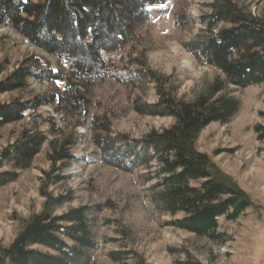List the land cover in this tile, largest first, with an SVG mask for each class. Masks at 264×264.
Wrapping results in <instances>:
<instances>
[{
  "label": "rangeland",
  "instance_id": "1",
  "mask_svg": "<svg viewBox=\"0 0 264 264\" xmlns=\"http://www.w3.org/2000/svg\"><path fill=\"white\" fill-rule=\"evenodd\" d=\"M215 1L167 0L147 6L149 20L135 39L103 53L109 76L90 90L86 114L66 117L42 105L26 111L23 120L0 127V155L24 131L45 137L30 166L19 172L16 181L0 187V252L32 216L45 211L48 200L59 199L52 202L53 216L90 209L89 227L96 242L88 252L91 264H264V140L256 130L264 128V84L244 89L224 85L221 94L235 99L238 110L225 123H210L195 139V149L209 156L216 174L236 185L252 204L234 221L220 218L211 237L167 225L181 220L184 213H167L158 203L163 189L154 176L157 164L124 171L105 162L90 125L98 119L95 126L106 124L111 137L137 140L175 123L171 117L137 113V107L158 102V91L183 102L210 95L223 75L199 64L185 45L204 32L200 19ZM232 1L254 15L264 14V0ZM31 46L12 29L0 27V83L37 58L67 73L66 64ZM63 87L61 81L50 85L29 77L24 88L0 93V104L33 101L50 90L61 93ZM98 130L96 134L105 133ZM11 169L3 163L0 171ZM31 248L54 254L42 246ZM0 264L10 263L0 257Z\"/></svg>",
  "mask_w": 264,
  "mask_h": 264
},
{
  "label": "trees",
  "instance_id": "2",
  "mask_svg": "<svg viewBox=\"0 0 264 264\" xmlns=\"http://www.w3.org/2000/svg\"><path fill=\"white\" fill-rule=\"evenodd\" d=\"M166 1L0 0V27L12 29L56 62L67 65L64 74L37 58L32 66L26 62L0 83L1 94L24 88L29 77L40 83L64 84L61 93L50 90L33 101L0 104V127L23 120L26 111L42 105L52 106L66 117L86 114L90 90L109 76L103 53L131 43L149 20L147 6ZM200 23L204 32L185 48L199 64L214 67L223 75V81L211 88L210 95L183 102L158 91V102L137 107V113L171 117L175 123L137 140L125 142L111 137L106 124L95 126L98 119L91 120L90 125L105 162L124 171L157 164L154 176L157 187L163 189L158 203L167 213H184L181 220L167 225L198 237H211L220 218L234 221L252 204L236 185L216 174L209 156L198 152L194 142L203 128L212 122H227L238 110L235 99L221 94L224 85L244 89L264 84V14L254 15L232 0H216ZM98 129L105 133L96 134ZM256 130L264 140V128ZM44 142L42 134L24 131L1 152L0 168L8 163L12 169L0 171V187L17 180ZM62 157L70 159L68 155ZM48 201L45 211L32 216L12 244L0 252L1 259L10 264H91L88 252L96 248V242L89 227L90 209L81 207L53 216L52 205L60 200ZM32 246L45 247L54 254L36 251Z\"/></svg>",
  "mask_w": 264,
  "mask_h": 264
},
{
  "label": "water",
  "instance_id": "3",
  "mask_svg": "<svg viewBox=\"0 0 264 264\" xmlns=\"http://www.w3.org/2000/svg\"><path fill=\"white\" fill-rule=\"evenodd\" d=\"M34 48V47H33ZM44 55H47L45 52H43Z\"/></svg>",
  "mask_w": 264,
  "mask_h": 264
},
{
  "label": "bare ground",
  "instance_id": "4",
  "mask_svg": "<svg viewBox=\"0 0 264 264\" xmlns=\"http://www.w3.org/2000/svg\"><path fill=\"white\" fill-rule=\"evenodd\" d=\"M30 46V45H29ZM31 47H33V46H31ZM147 164V163H146Z\"/></svg>",
  "mask_w": 264,
  "mask_h": 264
}]
</instances>
